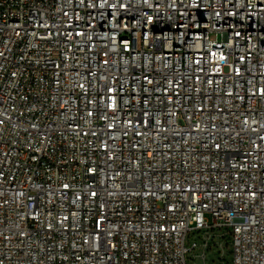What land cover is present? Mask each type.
<instances>
[{
	"label": "built area",
	"instance_id": "2783aa9c",
	"mask_svg": "<svg viewBox=\"0 0 264 264\" xmlns=\"http://www.w3.org/2000/svg\"><path fill=\"white\" fill-rule=\"evenodd\" d=\"M221 232L264 264V0H0V264H207Z\"/></svg>",
	"mask_w": 264,
	"mask_h": 264
},
{
	"label": "rangeland",
	"instance_id": "374dc122",
	"mask_svg": "<svg viewBox=\"0 0 264 264\" xmlns=\"http://www.w3.org/2000/svg\"><path fill=\"white\" fill-rule=\"evenodd\" d=\"M205 219L211 223V218L208 214L205 215ZM223 233L211 234L208 233L206 235L209 239H211V245L209 246V250L202 254L198 259L200 261H205L207 264H225L229 261V243L227 237H224ZM204 235L199 236L198 238H203Z\"/></svg>",
	"mask_w": 264,
	"mask_h": 264
}]
</instances>
